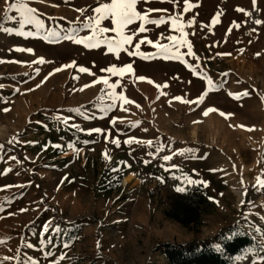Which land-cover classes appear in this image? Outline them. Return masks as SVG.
Returning <instances> with one entry per match:
<instances>
[{
	"label": "rangeland",
	"instance_id": "374dc122",
	"mask_svg": "<svg viewBox=\"0 0 264 264\" xmlns=\"http://www.w3.org/2000/svg\"><path fill=\"white\" fill-rule=\"evenodd\" d=\"M9 2L14 0H0V24L16 29L0 31V239L5 240L0 257H14L19 247L32 264H50L61 254L59 264H168L163 242L221 250L223 239L242 231L255 244L231 264H264V190L256 187L264 170V0H189L188 12L184 0H139L142 14L166 10L148 13L151 20L180 14L179 23L193 21L184 29L193 55L185 45L178 49L182 59H142L109 52L104 44L88 48L62 38L90 36L85 17L107 0H26L45 25L31 37L19 33L35 32L34 26L21 28L19 18H3ZM102 26L111 28V20ZM139 26L136 22L126 33ZM48 29L59 32L57 43L42 38ZM179 35L170 20L147 24L125 47L134 51L146 37L153 44H141L140 51L156 53V42L169 44L168 36ZM29 48L32 53L17 50ZM40 57L46 62L33 63ZM72 61L89 72L66 68L49 76ZM126 64L133 65L135 75L101 71ZM103 78L120 80L116 93L133 101L124 105L127 111L119 100L105 110L111 103L105 93L111 90ZM208 79L219 87L198 106L174 99L195 101ZM245 91L249 95H238ZM209 107L218 111L204 116ZM96 128L103 131H89ZM76 132L86 137L75 140ZM13 137L16 142L9 143ZM129 138L133 142L124 143ZM166 155L171 159L164 160ZM108 173L122 176L120 188L97 193ZM129 174L133 180L124 181ZM185 176L206 182L202 186L211 204L200 224L188 227L165 215L175 188L191 186ZM49 223L58 231H45Z\"/></svg>",
	"mask_w": 264,
	"mask_h": 264
},
{
	"label": "snow or ice",
	"instance_id": "6c2138e0",
	"mask_svg": "<svg viewBox=\"0 0 264 264\" xmlns=\"http://www.w3.org/2000/svg\"><path fill=\"white\" fill-rule=\"evenodd\" d=\"M139 0H107V2H100L97 7L92 9L94 15L90 17H85L83 27L85 28H91L92 34L90 36L82 37V38H75L73 35H65L62 38L65 40L72 41L75 44H83L85 47L88 48H96L99 47L101 44H104L107 46L109 52H115L119 53L120 51H127V54L129 56H139L142 59H149V58H155V57H161L163 59H182L181 53L178 51L180 47H183L185 45L188 46V55H193L191 52V44L188 42L186 38H184L185 33L184 29L191 25L193 21H188L187 24L179 23L181 21V15L176 14L174 16H168L165 18L164 16H161L157 20H151L148 17V13H151L153 11H166L161 9H148L146 13L142 14L137 10V4ZM253 3L255 4V0H253ZM240 12H245L244 9L239 8L237 9ZM15 12L16 15H9L11 12ZM77 11L83 12V9H78ZM184 11H189V0H184ZM246 15L249 13L245 12ZM4 19L6 20H17L19 18V24L21 28H23L25 25H31L34 26L36 29L35 32L33 31H27V32H20V35L25 36H37L39 35L40 30L44 29V20L40 19L37 15V9L30 7L29 4L26 2V0H14V2H9L7 4V7L4 10ZM111 20L112 27H103L102 21L105 20ZM167 20H170L172 23L173 28L179 31V36H168L167 39L171 42L169 44H160L159 42H156L155 47L158 49L156 53H143L140 51V46L143 43L147 44H153V41L147 39L146 37L142 40H140L139 43L135 44V50L134 51H128L127 45H131L133 43V38L137 35V33H143L146 31V25L147 24H155L160 25L163 23H166ZM136 22H140L139 28L132 32L131 34L126 33V29H128L129 26L135 24ZM256 24H260V20L255 21ZM0 31L4 32H14L16 29H10L7 27H4L2 24H0ZM112 32L115 33V36H108L107 33ZM43 39L47 40L49 43H57L58 39L61 38L59 32L55 31L54 29H48L47 34L42 37ZM173 48H176V51H173ZM19 51H27L29 53L33 52V49H17ZM2 62V61H0ZM45 58L40 57L36 61H33V63H39L43 64L45 63ZM75 61H72L68 64L61 65L60 67H57L53 70V72L49 73V76L54 75L55 73L61 72L62 70L66 68H77ZM191 67V66H190ZM195 71V69H193ZM38 72L39 69H36ZM78 71L85 73L89 72V69L79 66ZM101 71L109 73L112 76H119L122 77L126 73H131L135 75L133 70L132 64H126L123 67H117L116 65H112L108 67L107 69H102ZM223 75H228L227 73ZM77 78V77H73ZM48 77H45V80H47ZM136 79L140 81H144L146 78L143 76L136 77ZM149 83H152L151 80H148ZM43 83V81H42ZM103 84L106 86V89H110L111 91H106L107 99L111 101V103L107 104L105 106V110H110L112 108L117 107V101H122L123 103L120 105L121 109L124 111H127L126 108H124L125 104L133 103V101L128 100L123 94H117L115 89L120 85V80L118 79L116 83H109L108 78H103ZM40 85H37L36 87H39ZM91 85H85V87H90ZM167 86V85H165ZM157 87H160L157 85ZM219 87V85L214 84L211 79H208V88L207 90L202 93L195 101H189L186 100L180 96L174 97L177 101H182L183 103H194L197 106L204 101L205 97L209 94L210 91L215 90ZM34 89H27V91H33ZM81 91L83 89H80ZM229 95H233L232 93H229ZM239 96H247L249 93L247 91L238 94ZM159 98V96L157 97ZM139 108V105H136ZM10 109H4V111H9ZM218 111L214 107H209L205 109L203 112L204 116H207L209 113ZM222 117H226L229 114H225L224 112L219 113ZM58 119H61V121L65 124L68 123L67 118L58 117ZM115 119H113V123H115ZM137 124L139 121L136 122ZM194 123H198V121H194ZM243 127V126H242ZM90 132L95 133H101L103 130L96 128L89 130ZM107 139V137H106ZM134 138H129L128 140H125L124 143L131 144L133 142ZM16 142V137H13L11 140H9V143ZM139 142V141H137ZM111 143L116 144L119 146V140L113 139L111 140ZM143 143H147L148 145H151V141H145ZM55 148H60L61 145L56 144L52 145ZM4 147L3 144H0V149ZM69 147H72V145H69ZM105 158L109 159L107 156V153H105ZM13 159H15L13 157ZM164 160H170L171 156H164ZM174 167V166H173ZM235 165H233V168L235 169ZM113 171H116V169H113ZM158 180H161L163 182V179L161 177H157ZM184 180L187 184L190 185H203L207 186L206 182L200 181L198 179H192L187 176L184 177ZM241 185H243L244 181H240ZM8 187V186H5ZM256 187L257 190H264V170H261L259 175L256 177ZM175 191L178 193H183L186 191L184 187L177 186L175 188ZM241 204H244L245 201L241 200ZM3 210V206L0 205V211ZM25 211V210H21ZM11 215V213H10ZM58 227H52L51 223L45 225V231H58ZM5 243V240L0 239V244ZM29 245H25L27 247ZM67 247V245H65ZM97 247H99V242L97 243ZM44 255L47 257H51V252H44ZM65 257L63 254L56 258L55 260H51L50 264H59V261L63 260ZM261 259H264V257H261ZM18 262V264H32V259L30 257H27L26 254L22 253L21 248L16 249V255L14 257L11 256H4L0 257V264H5V262Z\"/></svg>",
	"mask_w": 264,
	"mask_h": 264
},
{
	"label": "trees",
	"instance_id": "16d2710c",
	"mask_svg": "<svg viewBox=\"0 0 264 264\" xmlns=\"http://www.w3.org/2000/svg\"><path fill=\"white\" fill-rule=\"evenodd\" d=\"M76 135H73L75 140L86 137L81 133ZM121 178V175L108 173L97 186L96 192L109 194L118 190ZM168 203L169 206L165 211L166 217L185 227L199 225L201 215L211 205L205 188L199 184L189 186L183 193H175ZM73 228H71V233L75 235ZM254 244L255 241L252 237L245 232L238 231L230 238L222 240L221 250L213 249L206 244L199 245L192 242H163L160 244V249L168 264H231L232 260L252 249Z\"/></svg>",
	"mask_w": 264,
	"mask_h": 264
},
{
	"label": "bare ground",
	"instance_id": "6f19581e",
	"mask_svg": "<svg viewBox=\"0 0 264 264\" xmlns=\"http://www.w3.org/2000/svg\"><path fill=\"white\" fill-rule=\"evenodd\" d=\"M148 86V84H147ZM150 86V85H149ZM148 86V87H149ZM130 180H133V175L132 174H129L128 176H126V178L124 179V181H130Z\"/></svg>",
	"mask_w": 264,
	"mask_h": 264
}]
</instances>
